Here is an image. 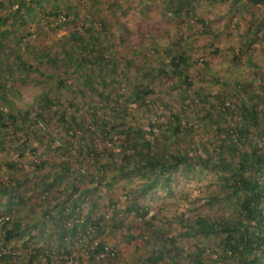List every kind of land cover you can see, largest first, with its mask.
Masks as SVG:
<instances>
[{
    "label": "rangeland",
    "instance_id": "374dc122",
    "mask_svg": "<svg viewBox=\"0 0 264 264\" xmlns=\"http://www.w3.org/2000/svg\"><path fill=\"white\" fill-rule=\"evenodd\" d=\"M0 17V93L7 92L0 106L18 109L9 112L16 114L14 119L8 115L0 122V224L8 219V228L12 223L26 226L20 236L5 241L0 225V264H27L28 254L35 249L39 264H216L219 237L201 235L194 222L197 216L210 220L236 216L230 182L224 179L230 171L222 164L237 158L233 159L228 144V149L221 144L227 133L232 140L238 137L233 133L243 121L239 103L247 100L239 86L243 81L251 82L249 92L259 95L257 122L264 129V4L0 0ZM175 41L187 57L191 85L170 71H160L162 65L169 69L166 64ZM100 50L104 64L93 68L91 58H97ZM58 54L62 65L56 61ZM80 55L88 61L76 65L78 60H72ZM64 66L72 89L64 97L71 102L64 99L63 108L91 124L88 138H105L96 143L99 149L107 148L105 161L114 164L126 128L143 133L152 141V149L170 147L169 123L175 125L172 116H177L180 128L173 152H187L193 163L188 168L179 163L154 187L135 195L146 178L114 175L115 165L101 174L95 158L87 156L88 144L74 136L79 130L68 120L59 124L56 116L49 119L47 113L34 120L22 116L38 102L34 99L42 90L51 87L56 93L52 74L60 72L62 85L67 84ZM85 66H89L86 71ZM142 88L148 89L142 94L143 102L135 93ZM225 105L232 110L223 111ZM210 113L214 117L209 119ZM42 118L49 120V129L42 127ZM108 130L113 140H108ZM250 131L252 144L263 147L264 132L255 125ZM77 145L80 152L74 154L69 147ZM82 154L86 161L81 168L76 157ZM42 160L54 163L37 170ZM63 160L85 173L78 172L74 182L70 177L53 181V172ZM44 182H51L50 186ZM65 187L67 192L60 193L59 200L68 209L73 206L72 213L62 217L70 212L64 207L62 215L58 210L61 219H52L49 215L56 209L47 208V195L55 197ZM134 200L148 208L146 222L125 211ZM45 210L48 214L43 216ZM112 216L119 217L122 226H114ZM75 222L84 233L81 240L78 231L60 239L54 227L69 229ZM65 242L70 255L63 251ZM97 243H103L105 251L95 254Z\"/></svg>",
    "mask_w": 264,
    "mask_h": 264
},
{
    "label": "trees",
    "instance_id": "16d2710c",
    "mask_svg": "<svg viewBox=\"0 0 264 264\" xmlns=\"http://www.w3.org/2000/svg\"><path fill=\"white\" fill-rule=\"evenodd\" d=\"M181 1V0H180ZM238 0H236L237 2ZM253 4H264V0H247ZM188 1H186L187 3ZM171 11L175 12L172 6L169 7ZM2 19V17H0ZM91 29V28H89ZM179 42L175 41L173 43V50L171 51L170 58L167 62V69L165 66L160 67L161 73L164 72H171V74L175 75L178 79L183 80L186 85H191V82L188 80L189 75L187 72V57L183 55L179 50ZM46 56V54H44ZM56 61L62 65V55H56ZM98 57H92L91 61L93 68L96 66H100L104 64L105 58L102 55V51L100 50ZM88 59V58H86ZM84 56L80 55L77 58L74 57L72 62L77 61L76 65H79L81 62L88 61ZM98 59V60H97ZM19 65L24 64L21 56L17 59ZM46 60H49L46 58ZM29 69H33V65L29 62ZM64 76L68 77L67 84L63 86L64 80L61 78L60 72L57 75L56 73L52 74V78L57 82L56 93H52L50 88H47L45 91L42 90L40 97L35 98L33 102V106L28 108L24 113H21L22 116L28 119H36V117H41L43 113H47L49 119L52 116H56L58 118V123L62 124L64 121L67 120L70 124L76 126L79 132L74 133L76 138H79L80 141L84 140L88 144V148L86 150L87 156L93 157L96 160V166L99 168V172L101 174H105V170L107 168L116 166L114 175H121V176H131L132 174H138L144 176L146 178L145 182L140 186L141 188H137L135 195H137L140 191H145L154 187L155 181L159 177H162L164 174L168 175L171 170L177 168L180 164L182 168H188L193 161L194 158H191L187 155V152L178 150L177 152H173V147L177 144L176 132L180 128V124L178 122L177 116H172L173 120L176 121V124L169 123V126L172 133V145L170 147H165L162 150L152 149V141L144 136L143 133L136 130V128H126L124 129V133L126 135L123 145L119 147V154L115 157L114 164H110L109 161L104 160V154L106 153L107 148L99 149L96 143L99 139L103 138V136H97V138H88L87 131L90 129L91 124L84 122L83 119H78L73 112L69 111V109L63 108L64 99L69 103V98H64L71 92L72 87L69 85L71 83L69 80L68 74H66L67 67L64 66ZM89 69V66H85L83 68L84 71ZM29 72V71H28ZM28 79H32L31 75L27 74L26 76ZM241 90L246 92L247 100L245 102L239 103V112L243 117V121L240 126L235 127L234 133L237 134L236 139H231L226 136V139L222 141V146L227 147L232 152L233 159L235 157L237 160L232 162H226L222 164L223 167L227 168L230 171L229 176H225V182H230V192L229 195L235 199V210L236 216L231 220L222 216L215 220H210L208 217L204 216H197L195 220V227L197 231L204 236H211L216 235L219 237L218 247L216 252V264H264V146L261 147L260 145L251 142V125H255L257 127L258 132H264V129L258 128V106H257V99L259 95L257 93H253V91L249 92L251 87V82L243 81L239 83ZM44 85H47L44 82ZM264 90V85L262 86ZM4 88V86H3ZM63 89V90H62ZM67 90V91H64ZM148 89H141L137 90L135 93L139 96H136L137 99L143 102L144 98L142 94L146 93ZM151 92V90H150ZM6 91H2L0 93V100L6 98ZM8 96V95H7ZM69 101H68V100ZM202 98H199L201 102ZM71 102V101H70ZM27 104V103H26ZM18 109H11L9 106H0V122H3L4 117H8L9 112H16ZM232 110L229 105H225L223 111ZM15 114V113H14ZM10 115L9 118L14 119L16 114ZM214 117L212 113L208 115V118ZM264 121V116L262 117ZM43 121L42 127L45 129H49L48 121L41 119ZM12 120H9L7 124H10ZM0 123V124H1ZM6 124V123H5ZM104 124H102L103 126ZM101 126V127H102ZM110 128H115L114 125H110ZM133 130L136 132L134 133ZM92 131V130H89ZM132 132L134 133L132 136ZM140 133V135L138 134ZM106 135L109 137L108 140H113V136L110 134V130L105 132ZM260 133L256 136H259ZM105 138H103L104 141ZM227 141V142H226ZM130 148L135 149L134 152L130 151ZM113 149V148H109ZM225 149V148H224ZM69 150H71L74 154L80 152V148L77 146H70ZM78 162L81 164V168L85 164L86 157L81 156L76 157ZM101 159V162H100ZM204 160V159H203ZM207 160V159H205ZM105 161V162H104ZM72 161L63 160L61 161L60 168H57L53 172V181L56 179L62 180L65 177H70L69 181L72 180L74 182V176L76 177L77 173L80 172L82 169L77 170L74 167H71ZM209 162V161H208ZM54 162H50L49 160H42L35 167L37 170L40 169L41 166L45 164H52ZM125 163V165H123ZM132 165V166H131ZM70 166V167H69ZM87 171V170H86ZM85 173L84 170H82ZM73 182L70 184L73 185ZM99 182V180H98ZM47 186H50L51 182H44ZM67 192V188H63L57 192L55 197H52L48 194L47 197L49 198V206L48 209L54 207L56 212L54 214H50L49 217L52 219L59 220L61 219V215L64 213V209L68 207L63 206V204L59 200V194ZM60 205V206H59ZM65 207V208H64ZM60 209L61 215L58 216V210ZM70 212L64 214L62 217L67 218L73 210V206L69 207ZM125 211H133L136 217H139L141 220H144L145 215L148 213V208L145 206H140L134 200V203L131 204ZM45 216L47 210L43 213ZM59 217V218H58ZM35 218V217H33ZM58 218V219H57ZM114 222L112 223L114 226H122L121 220L119 217L112 216ZM10 224L8 219L2 221L1 228L3 231L2 238L5 241H10L22 233H24L26 226H20L19 223H12L10 228L7 226ZM95 225L100 227V221L94 222ZM77 222L73 224V226L69 229H65L62 227L61 229L58 226L54 227V230L58 232L60 235V239L66 238V236H74L78 231L77 239L81 240L84 233L83 231H79L77 228ZM171 240V239H170ZM106 247L103 243H97L94 253L98 254L100 252L105 251ZM30 251V250H29ZM63 251L65 254L70 255L71 250L68 247V244L65 242ZM40 254L37 249L31 250L28 254L27 264H39ZM38 260V261H36ZM154 260V258H153ZM45 261L50 262L49 257L45 256ZM67 260H64V262Z\"/></svg>",
    "mask_w": 264,
    "mask_h": 264
}]
</instances>
